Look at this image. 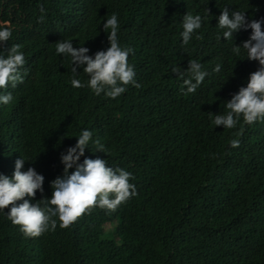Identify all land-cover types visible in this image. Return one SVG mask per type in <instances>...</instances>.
Listing matches in <instances>:
<instances>
[{
    "label": "trees",
    "instance_id": "trees-1",
    "mask_svg": "<svg viewBox=\"0 0 264 264\" xmlns=\"http://www.w3.org/2000/svg\"><path fill=\"white\" fill-rule=\"evenodd\" d=\"M224 7L245 12L249 22L264 18V0H0V25L12 28L0 55L21 45L27 71L24 83L0 89L13 96L0 103V173L11 178L21 156L28 160L22 171L33 167L45 178L44 193L31 202L51 198L61 154L89 130L80 162L101 158L131 172L138 193L115 212L96 208L67 229L54 217L55 231L36 238L8 219L10 209L0 211V264H264V122L246 125L241 117L234 129L212 122L259 67L242 47L239 56L232 50L251 29L223 38ZM113 13L141 85L115 99L73 88L71 58L56 53L63 39L93 57L106 50L103 24ZM186 13L203 18L187 45ZM189 60L209 75L186 95Z\"/></svg>",
    "mask_w": 264,
    "mask_h": 264
},
{
    "label": "clouds",
    "instance_id": "clouds-1",
    "mask_svg": "<svg viewBox=\"0 0 264 264\" xmlns=\"http://www.w3.org/2000/svg\"><path fill=\"white\" fill-rule=\"evenodd\" d=\"M41 11L43 12L44 9L41 8ZM43 19L42 15L41 22ZM202 23L203 18L198 14L186 13L183 16L181 36L185 45L202 27ZM262 25H264V18L252 19L249 22L245 12L230 13L228 7L221 10L218 27L224 30L225 40L234 39L233 34L241 30L251 29L250 37L243 42L242 46L235 45L232 50L239 56L242 47L247 52V59L258 61L259 67L249 75L247 85L240 87L238 92L225 103L226 114H215L212 121L215 126L234 129L241 117L246 125H253L258 121L264 122V28ZM103 30L107 33L110 46L106 50L97 51L94 57L87 54L89 52L87 47H74L71 40L64 39L56 42V53L71 58L73 78L70 82L73 88L88 87L96 96L103 92L107 97L115 99L126 92V86L133 85L140 88L141 85L136 81L134 66L128 62L129 54L133 53V49L122 48L119 43V21L116 13L106 20ZM11 37L12 28L7 25V22L0 25V43L8 42ZM196 38L202 37L198 35ZM220 38L217 37V39ZM21 47L19 44H12L6 58L0 55V89L6 90L9 85L16 88L18 84L24 83L27 71L25 70L26 59ZM79 69H82L83 73L89 77L86 84L75 78L79 75ZM186 71L190 78L183 81L187 87L185 94H194L209 73L203 71L201 63L196 60H189ZM213 71L219 73L221 65L217 64ZM172 72L183 75L180 67H174ZM12 100L11 92L0 95V103L4 105H8ZM242 130L235 135L239 136ZM90 141H92V132L83 130L77 137L75 146L67 148L66 153L61 154L63 174L50 182L53 190L51 198L40 199V203L31 201L36 199L37 192L44 193L45 178L33 167L22 171L28 160L21 156L15 160L11 178L0 173V211L10 209L7 212L8 219L19 226L26 237L36 238L50 230L55 231L57 219L54 217H58L61 229H67L84 215H90L96 208L112 213L138 194L136 186L130 183V180L134 179L131 172L122 168L109 167L107 161L101 158L86 157L82 163L80 162L81 157L85 155V149L90 148ZM94 143L98 145L95 151L106 153L103 146L99 145V141ZM239 144L238 139L230 141L232 148H238ZM73 168L75 170L70 172L69 170Z\"/></svg>",
    "mask_w": 264,
    "mask_h": 264
}]
</instances>
